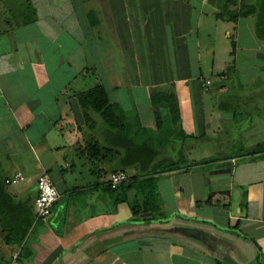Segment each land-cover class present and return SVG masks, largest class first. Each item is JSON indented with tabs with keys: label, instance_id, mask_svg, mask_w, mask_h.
Masks as SVG:
<instances>
[{
	"label": "crops",
	"instance_id": "0c3cea01",
	"mask_svg": "<svg viewBox=\"0 0 264 264\" xmlns=\"http://www.w3.org/2000/svg\"><path fill=\"white\" fill-rule=\"evenodd\" d=\"M143 1L141 10L135 0H0V264H264V42L254 16L218 19L257 0H195L213 9L210 37L233 49L229 73L206 47L209 79L197 7ZM233 75L252 92L227 95ZM98 85L155 132L152 96H175L187 138L166 142L163 161L183 168L142 177L132 166L111 191L122 153L78 100ZM18 172L26 181L7 186ZM44 173L61 199L36 221ZM152 184L158 215L145 210Z\"/></svg>",
	"mask_w": 264,
	"mask_h": 264
},
{
	"label": "trees",
	"instance_id": "16d2710c",
	"mask_svg": "<svg viewBox=\"0 0 264 264\" xmlns=\"http://www.w3.org/2000/svg\"><path fill=\"white\" fill-rule=\"evenodd\" d=\"M226 11L227 13H224V16L219 15L218 19L235 21L239 18L254 16L256 37L264 42V0H257L255 5H243L237 11L231 12L228 8ZM88 16L89 19H98L94 11H90ZM78 100L82 109L87 113L88 122H93L92 124L95 125L90 115L96 114L101 118L103 125L110 130V135L106 133L107 137L106 135L103 137L104 144L109 150H120L122 153L120 168L123 172L127 168L136 166L142 177H149L152 174L183 168L181 164L163 161L166 142L173 138H187L181 128L177 99L172 94L159 92L152 96V109L156 117L158 132L143 128L138 123L129 122L123 110L117 104L110 103L102 85L80 94ZM117 138L119 141L115 142ZM153 185L148 193L149 198H147L145 210H151L154 215H158L161 213V206L157 203L159 199L155 195L157 190ZM132 212L134 217L137 216L138 210L135 207Z\"/></svg>",
	"mask_w": 264,
	"mask_h": 264
},
{
	"label": "rangeland",
	"instance_id": "374dc122",
	"mask_svg": "<svg viewBox=\"0 0 264 264\" xmlns=\"http://www.w3.org/2000/svg\"><path fill=\"white\" fill-rule=\"evenodd\" d=\"M135 1H136V3H135L136 4V7H138V9L140 8L141 10H143L144 7H146V4H145V2L143 0H135ZM161 1L165 2L166 0H161ZM182 1H185V2H189L190 1V2H192L191 4L193 6L197 7L198 12H196V14H194V11H193V18L194 19H199V17H198L199 16V13H201V15H203L202 16L203 24H202V28L200 30V44L201 45H205V47L202 48V50L204 51L203 52V68H202V70H203L202 71V74H203L204 78L205 79L206 78L209 79V78L212 77V71H211L212 70L211 69L212 67L208 63H209V60L211 62V60H212L213 57L210 55L211 52H209V53L207 52V49H206L207 46L217 47L216 62L218 64V67L221 64L222 65L221 67H224L225 68L224 71H229V73H230V70H231L230 65H226L224 62L226 61V59L227 60L229 59L230 54L233 52V49L231 51V46H230V50H229L230 51V54L228 53L229 51L227 53L224 52V44L222 43V41L220 39H217V35H215V33H212L213 36L210 37V35H211V33H210L211 24H208L207 19H212L208 15H212L210 13H212L213 9L210 8L209 5L202 7L201 6V3H199V5H198L195 0H182ZM131 16L132 15L130 14V12L127 11L126 13H124L123 19H131ZM140 19H148V18L141 17ZM200 19H201V17H200ZM229 43H230V41H229ZM214 59H215V57H214ZM216 68H217V65H216ZM216 71H218V70H216ZM226 75H228L227 72H226ZM258 77H259V75H258ZM227 78H228V76H227ZM229 79L230 80L228 81V83L229 82L231 83V82H234L235 81L233 83V85H234V87L236 89H235V91L233 93L232 89L230 88L229 89L230 90L229 92L230 93H233V94L227 93V95L239 94V93H241L240 91L243 92V90L245 92H247V93H251L252 92L251 91V87H248V88L245 87V89L242 88V87H240V83L237 81L238 79L235 78L234 75L231 78H229ZM210 80H213L215 84H218L217 83V79L212 78ZM90 81L93 83V85L96 83V79L95 78H92V80L90 79ZM208 89H210V88H207L205 91L207 92ZM211 89H212V91L210 92V94L212 93V96H216V94L219 93V88L217 86H214ZM144 91H145V89H142L141 92L136 91V95L137 96L138 95L143 96V92ZM160 91L161 90H158L157 93H159ZM162 93H164V92H162ZM91 115L93 117V120L98 121L101 124L102 120H101V118L98 115L93 114V113ZM85 174H87V172H85ZM158 198H159V196L157 195V199ZM157 203L161 206V204L159 202H157Z\"/></svg>",
	"mask_w": 264,
	"mask_h": 264
},
{
	"label": "built area",
	"instance_id": "2783aa9c",
	"mask_svg": "<svg viewBox=\"0 0 264 264\" xmlns=\"http://www.w3.org/2000/svg\"><path fill=\"white\" fill-rule=\"evenodd\" d=\"M209 86H211L210 81L202 83L203 89H207ZM25 181V175L18 172L13 177L7 179L5 183L7 186H17ZM128 181L129 177L126 172H115L111 175L109 180V188L113 191H117L127 184ZM60 199L61 195L56 189L49 174H42L37 181V196L34 201L36 221L50 218L53 214L55 205Z\"/></svg>",
	"mask_w": 264,
	"mask_h": 264
}]
</instances>
